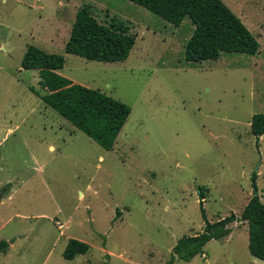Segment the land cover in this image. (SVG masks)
Here are the masks:
<instances>
[{
    "label": "rangeland",
    "instance_id": "rangeland-1",
    "mask_svg": "<svg viewBox=\"0 0 264 264\" xmlns=\"http://www.w3.org/2000/svg\"><path fill=\"white\" fill-rule=\"evenodd\" d=\"M223 1L258 38L257 55L191 64L190 20L175 27L129 0H0V264H168L181 237L202 232V197L210 221L240 215L257 175L264 202V135L251 131L264 113V30L250 9L264 0ZM83 5L130 28L126 60L65 52ZM29 45L64 55V76L130 107L112 149L41 99L38 70L22 67ZM230 226L242 257L248 223ZM70 238L89 251L67 260ZM230 245L213 240L207 259L173 264H229Z\"/></svg>",
    "mask_w": 264,
    "mask_h": 264
},
{
    "label": "trees",
    "instance_id": "trees-1",
    "mask_svg": "<svg viewBox=\"0 0 264 264\" xmlns=\"http://www.w3.org/2000/svg\"><path fill=\"white\" fill-rule=\"evenodd\" d=\"M161 17L175 27L188 19L194 29L185 44L184 55L191 63L204 60H218L224 53L257 55L260 42L243 20L223 0H129ZM136 37L122 21L113 20L104 24L93 15L89 5H83L76 12L65 52L102 62L126 60L135 45ZM65 65V57L50 53L38 46L29 45L22 60L24 69L38 70L40 85L46 93L41 99L77 128L110 150L131 109L125 103L113 99L99 90L92 89L59 72ZM34 89V88H32ZM36 91V90H35ZM251 131L258 137L264 135V113L252 116ZM255 194L251 196L240 215L210 221L203 207L200 208L205 221L202 232L184 235L173 247V264L178 256L191 261L204 253L205 245L212 239H223L231 231L234 222H247L249 226V250L252 256L264 261V202L257 193V175H253ZM9 244L0 242V251H7ZM90 245L70 238L64 250L67 260L89 251Z\"/></svg>",
    "mask_w": 264,
    "mask_h": 264
},
{
    "label": "crops",
    "instance_id": "crops-1",
    "mask_svg": "<svg viewBox=\"0 0 264 264\" xmlns=\"http://www.w3.org/2000/svg\"><path fill=\"white\" fill-rule=\"evenodd\" d=\"M250 9H253L254 11H256V13L259 12V14L261 15V18L263 19V21L260 24V28H262L264 30V25H263L264 24V9H262L260 7H251ZM61 70H59L60 73H61ZM50 149H54V146L51 145L50 146ZM261 200H262V198H261ZM213 240H217V239H212L209 242H211ZM220 241H224V242L231 243L230 247H233V249L231 250L232 251L231 253H229L228 250L222 251V256L224 258L225 257L227 258V260H228L227 262H229V264H264V261H262V260H260L258 258H255L254 256L251 255L250 250H249V238L247 239V237H245V251L243 253V256L242 257L240 256V254L238 252L239 251L238 244L241 241L240 240H238V241L235 240L234 241V231H233V229H232L231 233L228 236H226L223 239H220ZM208 243L205 245V247L208 245ZM247 246H248V252L249 253L246 250V247ZM209 255L210 254H207L206 251H204V253L202 254V257L205 258V259H207L209 257Z\"/></svg>",
    "mask_w": 264,
    "mask_h": 264
},
{
    "label": "built area",
    "instance_id": "built-area-1",
    "mask_svg": "<svg viewBox=\"0 0 264 264\" xmlns=\"http://www.w3.org/2000/svg\"><path fill=\"white\" fill-rule=\"evenodd\" d=\"M57 225H58V227L61 228V229L64 227V223H62V222H60V221L57 222Z\"/></svg>",
    "mask_w": 264,
    "mask_h": 264
}]
</instances>
